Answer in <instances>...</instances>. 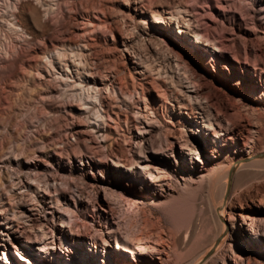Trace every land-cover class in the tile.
Returning a JSON list of instances; mask_svg holds the SVG:
<instances>
[{
	"label": "rangeland",
	"instance_id": "obj_1",
	"mask_svg": "<svg viewBox=\"0 0 264 264\" xmlns=\"http://www.w3.org/2000/svg\"><path fill=\"white\" fill-rule=\"evenodd\" d=\"M33 10L36 24L30 19ZM152 16L164 23L156 27ZM125 46L140 58L144 76L133 69ZM59 50L64 55L57 56ZM79 52L81 76L89 71L114 75L119 67L127 79L122 93L114 84L111 100L102 95L105 105L116 106L109 107L106 132L87 121L92 113L80 111L78 101L60 97L65 90L56 79L64 71L61 63L77 64ZM258 67H264V0H0V220H15L14 230H7L6 221L0 225V264H20L18 250L24 248L16 232L36 240L39 227L47 237L54 233L58 244L63 234L75 251L70 255L75 263L76 255L84 260L87 252L108 264L103 248L118 252L114 238L106 237L110 227L133 251L139 244L145 253L163 251L166 264L201 262L215 245L199 257L208 245V204L217 202L207 178L229 166V172L237 170L240 152L226 141L214 162L201 155L210 168L202 169L182 157L176 130L195 144L203 139L197 135L202 119L218 131L236 125L240 138L244 126L257 125L259 140L251 154L264 153V98L252 90V84L264 85ZM185 77L194 88H186ZM139 84L147 89L145 102L155 113L146 116L150 121L144 120V101L136 95ZM131 97L136 102L129 106ZM178 104L199 108L198 122ZM124 110L133 124H125ZM167 132L173 133L171 147H166ZM200 151L208 153L205 145ZM108 152L128 170L118 172L117 159ZM263 165L232 190L236 233L233 241L222 233L215 252L223 244L231 243V252L240 246L243 217L250 218L255 233L264 234ZM61 222L71 231L62 233ZM243 251V264H264V249ZM121 253L125 264H134L133 253Z\"/></svg>",
	"mask_w": 264,
	"mask_h": 264
},
{
	"label": "bare ground",
	"instance_id": "obj_2",
	"mask_svg": "<svg viewBox=\"0 0 264 264\" xmlns=\"http://www.w3.org/2000/svg\"><path fill=\"white\" fill-rule=\"evenodd\" d=\"M30 19H31L32 24L33 23L36 24L37 22H39L38 13L35 10L32 11ZM151 23L156 25V27H158L164 22L160 20L157 21V16L156 17L152 16ZM8 24L11 25L12 27H16L15 25L16 23L10 24L9 22ZM17 25L21 27L20 29L21 31L27 29L26 26H22L20 21H17ZM17 28L15 30H17ZM26 32H28V30ZM178 33L182 34L183 32H178ZM84 48L85 46H83V49ZM125 49H126L125 50L126 53L130 52L129 57L130 59H132L131 63L135 65L133 67V69L136 70L135 72L139 75L144 76L145 67H143L142 62L140 58L138 57V55L132 52L131 50L129 51L127 46H125ZM214 51H217V49H214ZM79 53L80 54H77V64H75V60L71 61L72 66L71 65L69 66L66 63H61L62 69H64V71L62 74L59 75V78H56V79L59 80L58 82H61L64 84L63 86L65 90L62 91V93L60 94V97L63 99L68 98V99L78 101L80 103L79 104L80 111H82L84 114L92 113L93 118L91 119L88 117L87 121L91 120L94 126H97L101 130H105L106 132L109 127V124L107 122L108 120L110 121L109 107H111L112 105L108 103H107L108 105H105L104 100L102 99V95L103 94L106 95V98L111 100L110 98L113 96V93L115 94L113 90L114 84L117 85L118 90L120 91V93H122L123 90H126L128 87L127 79L123 75V70L119 69V67L114 68L115 69L114 75H110L108 72H106L103 74H98L99 76H97L96 74L94 75L92 72L89 71L83 74L84 76H81V74L79 73V70L81 68L77 67V66H81L82 53L81 52ZM56 54L57 56H60L61 54L60 50L57 51ZM61 55H64V54H61ZM74 58H76V56ZM59 59L60 58L58 57V60ZM244 60L248 61L246 58ZM51 67L52 69H54L52 65H50V68ZM71 67L74 68L75 70L74 73L76 76V80H72L73 78L75 79V76L70 77V75L72 74ZM138 68H141V69L137 71ZM258 69L260 71L259 78L263 79L264 78V67L263 68L258 67ZM185 79H186L185 83L187 85L186 88L195 87V86L190 87L191 82L189 81L188 77H185ZM139 86H140V93L137 94L135 91L136 89L135 90L133 89V91H135L138 98H141L142 101H144V103H142L143 108H144L143 109L144 120L150 121L151 119L147 118L146 116L148 114H152V117H154L153 115L155 113L151 111L150 107L145 102L144 92L147 89H145L142 84H139ZM252 90L254 91L255 96L257 98H260V99L264 98V85H262L259 88L256 85L252 84ZM190 92L196 93V90H192ZM188 98H190V96H188ZM191 100L192 99H190V101ZM134 101L135 100H133V98H132V101L129 99V106H131L130 104L131 102L132 104H135L136 101L135 102ZM164 103L166 105L167 104L170 105V103L167 102V100H165ZM194 105H196V103ZM97 107H99L100 109H97ZM112 107H116V106H112ZM160 108H162L163 111L167 110V106L165 105H161ZM177 109L188 111L189 117L193 121H196L198 118L197 115H199V108L197 107H191V106L187 107L184 104H178ZM86 110H88V112H85ZM126 110H124V116H125L124 122L126 125H129V124L131 125L133 124V122L132 120H129V118L127 117V112H125ZM116 118L117 119L114 122L118 126L120 119L118 117ZM199 124L202 128V132H198L197 135L200 137H203V139H206V141L203 139L199 140L196 138L195 144L190 143L189 140L185 138L184 134L181 131V128H177L176 135H175L176 138L174 139H175V142L179 145V148L182 153V157L183 156L190 157L192 160H194V162L198 163V165H201L202 169L209 170L210 169L209 164L203 160L201 155L204 154L208 156V158L211 159L212 162H214L217 156H220V152H221L220 147H226L227 143L225 142L230 141L236 146L235 151L240 152L238 156V162L240 163L238 164V167L236 168L237 170L233 168L229 172V169H230V166H229L223 173L214 172L212 175H210L207 178L208 185L210 186V189H211L212 199L216 200L217 202L215 203V205L213 204V201H210L208 204L207 214L209 217L208 218L209 229L206 230V232L207 231L210 232L209 237H208V245H207V248H205L200 253L199 257L203 256L208 251L210 246L213 245L214 242H215V245L209 249L208 254H206V257L201 262L199 263L195 262V264H202V262L205 259L206 261L203 264H206L209 261L214 262L215 260H220L222 264H243V257L245 255L243 251V247L248 248L250 250L252 249V251H259V248L264 249V234L263 233L258 234L252 230L253 226L250 223V220H249L250 218L248 219V218L243 217L241 219L240 229L242 232L241 233L242 238L240 237L239 239L240 246L238 248H235L233 252L229 251V247H232L230 243L229 246L227 244L226 245L223 244L220 246V248L216 252L215 250L218 248L217 246L218 238L221 236L222 233H225L227 239L228 238L230 239L236 233V230H235V221H236L235 219L236 218L235 216H232V209L234 207L231 205V201L233 199V197L231 196L232 190L236 187L238 189V185H240V183L242 184L245 183L247 178H249L248 176L251 173H253L254 168L257 167L258 169L259 164H264V160H255L259 158L261 159L264 158V153H261L258 155L251 154L253 152V151L251 152V149H253V147L259 140L258 139L259 131L257 130V125L254 126L251 124V125L244 126L242 128L244 135L242 136V138H240L239 137L240 135L238 136L236 134V128H237L236 125L232 124L231 128L227 130L226 132H224V131H218L215 127H213L212 124H210L209 122L203 119L200 120ZM209 135L212 136L213 138L212 140L209 139ZM171 137H173V133L171 132L165 133L166 147L172 146V143L168 142V139ZM102 138L106 139V136H102ZM202 145L206 146V148L208 149V153L206 152L205 154V151L204 153L200 151V147ZM245 149H248L249 151L245 152ZM155 153L159 155H164L162 151H157ZM107 156L109 158H112V160L113 158L117 159V161H114V168H116L118 172H122L121 169L125 171L128 170L127 169L128 165L124 161H122L121 158L116 156V154H114L113 152H108ZM263 168H264V165H263ZM149 178L152 184H155L157 182V180H153V176L151 174H149ZM37 186H38V182H37ZM35 189L37 190V187ZM263 189H264V186H263ZM262 194L264 196V193ZM261 198L263 197L261 196ZM226 216H228L229 219H226ZM5 221H6L5 225L7 226V230H14V228L12 227L13 226L12 223L15 220H11L8 217H4L2 220H0V225H4L3 222ZM60 227L64 229L62 233L65 232L66 228H68L67 229L68 231H71L69 229L71 228V226L68 227L67 225L64 224V222H61ZM108 229H109L108 236L106 237L114 238L116 250H118V252H114L110 254L109 252L105 251L103 248L102 256L103 255L109 256L108 264H116L115 259H119L120 264L127 263L126 256L122 254L121 251L133 253L134 264H157L156 260L159 262V264H166L165 260L161 257V255L163 254V251L155 250L154 252L145 253L144 249L140 247V244L139 245L135 244L138 248L136 247V251H133L129 248L126 242H123V241L121 242V240L119 242V240L115 237V232L113 231L112 227ZM37 231L41 233V236L39 238L37 236L38 239L36 240H33L32 237L34 236L32 237L24 236L22 232H18V231L16 232L17 234H19V238H22L23 240L24 252L21 249L18 250V252L21 254L19 255V261L21 262L20 264H57V263L58 264H87L84 262L85 260L89 263L93 261V264H105L106 263L104 257H102L100 261L98 259L95 260L93 255L88 254L85 250L84 251L86 253L84 254V257H85L84 260L81 259V257L76 255V263H75V261L73 262L70 258V255L75 256V251L73 250V248H71V245L68 244L66 238L63 237V234L62 236H60L59 244H58L57 242L58 238L56 239V235H54V233H52L51 236L47 237V235L44 233L41 227H39ZM0 232H1V229H0ZM139 238H137V242H139ZM184 239L186 240V237H184ZM249 239L252 240L253 242L252 245L247 242V240ZM101 241L104 243L103 245L110 246L108 244L107 238L101 237ZM230 241H233V239L231 238ZM30 244H34L35 246L33 248H30L29 246ZM72 244L74 248H77V245L75 246V242L72 241ZM79 245L80 247H82V243L80 242V240L78 242V246ZM249 257L252 258L251 254L249 255ZM247 264H249V261L247 262Z\"/></svg>",
	"mask_w": 264,
	"mask_h": 264
}]
</instances>
